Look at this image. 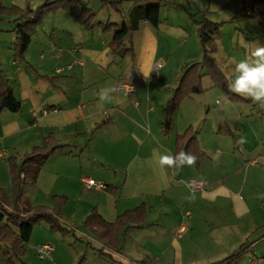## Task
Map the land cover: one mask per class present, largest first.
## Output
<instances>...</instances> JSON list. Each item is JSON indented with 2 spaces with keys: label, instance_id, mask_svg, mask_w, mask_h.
Instances as JSON below:
<instances>
[{
  "label": "crops",
  "instance_id": "crops-1",
  "mask_svg": "<svg viewBox=\"0 0 264 264\" xmlns=\"http://www.w3.org/2000/svg\"><path fill=\"white\" fill-rule=\"evenodd\" d=\"M0 3L8 9L35 11L45 0ZM126 3L133 7L131 0H124L119 6ZM167 4L171 3L162 5L159 28L143 21L123 41V46L127 40L134 49V55L124 59L112 51L114 32L103 33V23L87 31L80 19L59 10L38 27L24 60H17L14 29L19 16L0 15V70L22 102L19 113L0 112V170H9L10 157L22 160L52 136L54 146L60 149L47 161L37 183L28 181L24 185V196L30 207H46L49 212L53 210L55 196L68 198L61 219L72 228L77 224L81 238L96 239L84 227L94 209L106 222L115 223L124 213L146 205L145 223L126 228L117 249L103 244L116 264H217L240 251L243 253L235 264H264V190L259 188L256 195L247 188L249 177L251 184H258L255 177L243 172L222 179L207 176L209 165L202 133L198 139L203 158L198 168L196 164L166 168L164 173L159 169V155L165 154V150L174 155L176 138L188 128L180 131L177 117L196 94L185 99L176 111L175 129L169 136L163 133L167 103L178 88L185 66L203 59V55L192 57L189 49L178 58L163 51L172 40H179L178 46L186 47L187 35L198 36L199 28L192 19L164 20L162 13ZM170 11L173 14V8ZM255 11L264 17V5H257ZM196 20L201 21L199 17ZM116 25L120 28L123 23ZM250 25L251 28L254 24ZM248 31H235L227 50L225 47L229 57L223 66L216 64L228 79L233 75L234 63L243 59L241 55L239 60L234 59L240 47L233 40L245 33L249 50L256 41L264 43V34L258 27L251 34ZM221 34L219 42L226 38ZM166 54L168 64H159L157 79L152 73L155 60ZM173 58L175 67L168 70ZM77 59L83 60L85 66L76 65ZM70 66L73 68L69 69ZM143 73H150L147 81ZM128 84L133 91L126 94L120 87ZM111 86L120 90L101 107L96 94L100 88ZM260 154L257 158L264 160L263 153ZM86 177L104 183L106 189H85ZM193 178L205 182L204 191L191 190ZM9 180L10 170L3 180L0 178V187L11 195L13 185ZM259 197L263 203L258 201ZM249 198L254 202L250 203ZM38 234L47 236L30 247L35 256L36 247L51 246L49 242L53 241H57V251L59 247L65 251L76 247L53 233L46 223L36 227L33 236ZM4 248L0 245V264H9L1 256ZM52 250L53 258L57 251L53 247ZM27 256L26 248V255L11 264H27Z\"/></svg>",
  "mask_w": 264,
  "mask_h": 264
},
{
  "label": "trees",
  "instance_id": "trees-1",
  "mask_svg": "<svg viewBox=\"0 0 264 264\" xmlns=\"http://www.w3.org/2000/svg\"><path fill=\"white\" fill-rule=\"evenodd\" d=\"M102 6L109 5L115 9L124 3V0L115 2L114 0H100ZM133 7L129 11V19L122 27L116 24L107 23L102 26V32H114L110 47L113 52H118L121 58L134 55L133 46L128 48L123 46V41L134 31L138 30L141 22L147 21L154 28H159L161 24V7L165 2L172 0H131ZM257 5H264V0H243L242 13L244 17L256 22L264 34V17L255 11ZM62 10L73 14L80 19L87 31L93 29L97 18V13L86 6L85 0H45V3L37 10L23 11L17 7L6 8L0 3L1 16H19L16 33L15 58L24 60V56L31 44L32 37L37 29L42 25L47 17ZM250 12V14H248ZM208 10L199 11L196 15H191L192 20L198 25V36L203 48V59L201 62L190 64L184 68L183 76L179 81L177 90L167 103L166 122L163 128L165 136H169L175 129V113L181 107L185 99L193 94L204 93L202 76L199 74L203 66H207L208 74L232 102H247L248 99L232 93L228 88L229 79L224 72L216 65L212 55L217 51V40L221 38V30L226 23H216L208 19ZM202 16L198 22L196 18ZM248 103V102H247ZM22 110V102L19 101L13 89L9 86L4 74L0 70V112L9 111L19 113ZM55 140L51 136L47 139L43 147H35L33 151L22 160L17 157H10L9 167L13 185L11 195L0 187V245L5 246L1 251L2 259L9 264L13 263V257L21 259L26 255V245L30 243L33 233L41 223L49 225L53 233L63 236L76 234V229L68 226L61 219V212L68 203V198L55 196L53 198L54 207L51 212L46 207H30L24 196V185L28 183L36 184L38 176L47 161L60 149L54 146ZM180 151L190 152L196 158V167L201 164L203 155L200 148L198 134L192 127L188 128L183 135L176 138L175 153ZM25 206L27 208H25ZM147 218V207L142 205L135 210L128 211L121 215L115 223L106 222L94 209L86 219L84 227L92 233L102 244L112 249H117L121 233L128 227H139L143 225ZM243 252L234 254L227 260L217 264H229L239 258ZM104 256L103 253H101ZM84 256L81 260H84Z\"/></svg>",
  "mask_w": 264,
  "mask_h": 264
},
{
  "label": "rangeland",
  "instance_id": "rangeland-1",
  "mask_svg": "<svg viewBox=\"0 0 264 264\" xmlns=\"http://www.w3.org/2000/svg\"><path fill=\"white\" fill-rule=\"evenodd\" d=\"M86 3L89 6L88 8L93 9L97 13L94 25L98 28L101 23L121 25L127 22L129 19V11L132 7V2L130 4L131 6H128L129 3H126L119 6L118 9L111 6H102L100 0H87ZM165 3L174 4L173 6L167 4L164 7L162 13L164 20L170 18L175 22L177 20L179 22L182 20L189 22L192 19L191 15H196L200 10L203 11L206 9L210 11L207 15L208 19L216 23H226L221 31L226 38L221 40V42H219L220 39L217 40L216 43L217 47L219 45V51L212 57L219 66H223L224 61L229 57L226 55V50L236 30L241 28L245 31V29H248L249 34H251L257 27L259 28L254 20L243 16L241 11L243 0H172L171 2ZM171 8L174 10L173 14L170 11ZM198 17L202 20L201 16ZM251 23L254 25L250 28ZM187 36L189 43L186 47H179V40H172L171 45L166 47L167 50L164 49L163 51L167 54L172 53L174 58H178L183 52L188 51V49L192 57L196 58L199 55H203V48L199 36L194 33L192 38L190 35ZM248 38L243 33V35L233 40V43L240 47L239 51L233 56L235 60H239L240 55L244 59L250 52ZM129 45V42L126 40L124 46L129 47ZM167 54L165 56H159L155 60V65L158 66L160 63H163L165 66V63L168 64L166 61L168 58ZM174 58L171 65L168 66V70L174 69ZM127 62L129 63V61ZM196 62H200V60ZM199 74L203 77L202 84L204 93L196 94L190 99L189 103H187L188 105H186L185 109H182L177 117V126L181 129L180 131L187 127H192L198 136L202 133L206 147V164L209 165L208 168L206 167L207 176H215L222 179L227 177L228 174L238 172H243V174L248 173L257 179L258 184H251L253 180L249 177L247 188L248 190H252L254 194L259 195V188L264 190V160L258 159L261 157L260 153L264 155V109L259 108L250 99H248V103L230 101L228 96L215 85L212 77L208 74L207 66H203ZM217 101H221V105H218L216 103ZM187 107H190V110H187ZM217 151H220L219 154ZM255 158L257 160L252 165ZM0 161L3 160L0 159ZM9 170H0V178L2 180L4 179V174ZM249 199L250 203L254 202L252 198ZM208 201L209 198L206 197V202ZM258 201L261 203L263 198L259 197ZM1 212L0 206V214ZM74 228H77V224ZM75 233L65 236L57 233L60 238H65L76 247L69 248L66 251L59 247L57 251V241L49 242L57 253L55 252L53 258L47 259L46 261L39 260L33 251H30V247L34 243H40L41 239H45L47 235H34L30 244L26 245L28 256L24 262L26 261L27 264H85L87 261V264H116L108 254L106 247L97 238L95 239L91 236L89 238H81L80 232ZM89 242L91 243L90 245ZM87 251L89 252L88 256L85 254ZM83 256L85 259L81 260ZM12 261L16 262L18 260L13 258Z\"/></svg>",
  "mask_w": 264,
  "mask_h": 264
},
{
  "label": "clouds",
  "instance_id": "clouds-1",
  "mask_svg": "<svg viewBox=\"0 0 264 264\" xmlns=\"http://www.w3.org/2000/svg\"><path fill=\"white\" fill-rule=\"evenodd\" d=\"M233 75L228 81V88L238 96L250 99L259 108L264 109V43L256 41L248 55L234 63ZM145 80L149 79L150 73H143ZM131 90L130 84L124 86ZM120 89L115 86L102 87L97 92L100 106L110 103L114 94ZM197 158L190 152L180 151L175 155L168 153L159 155L158 165L161 173L166 168L193 167ZM190 187V186H189Z\"/></svg>",
  "mask_w": 264,
  "mask_h": 264
},
{
  "label": "built area",
  "instance_id": "built-area-1",
  "mask_svg": "<svg viewBox=\"0 0 264 264\" xmlns=\"http://www.w3.org/2000/svg\"><path fill=\"white\" fill-rule=\"evenodd\" d=\"M248 14H250V12ZM75 64L79 65L80 67H84L85 66V62L83 60H80V59H77L75 61ZM72 68H73V66L69 67V69H72ZM159 68H160V65L156 66L153 69V72H152L153 76L155 78H157V79H158V73L157 72H158ZM124 86L125 85H122L120 87V89L122 91H124V93L129 94L130 91H133L132 87H131L132 89L129 90V89H126ZM216 103L218 105H221V101H217ZM52 111L56 112L57 109H54ZM47 112L48 111H46L45 113H47ZM35 117H36V115H35ZM257 164H258V162H257ZM190 185H191V190L192 191H204L205 188H206L205 182H203L202 180H197V179H191L190 180ZM83 186H84L85 189H88V190H90V189L105 190L106 187H107L104 183L99 182V181H97V180H95L93 178H88V177L83 179ZM35 253L39 257V259L45 260V259L52 258L53 250H52V247L50 245L44 244V245H40V246L36 247L35 248Z\"/></svg>",
  "mask_w": 264,
  "mask_h": 264
}]
</instances>
